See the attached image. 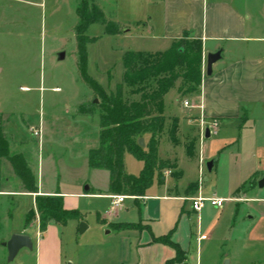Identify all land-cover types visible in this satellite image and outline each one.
Here are the masks:
<instances>
[{
	"label": "rangeland",
	"instance_id": "1",
	"mask_svg": "<svg viewBox=\"0 0 264 264\" xmlns=\"http://www.w3.org/2000/svg\"><path fill=\"white\" fill-rule=\"evenodd\" d=\"M83 1L0 0V112L4 116V132L11 148L14 150L25 144L28 146L26 154L30 160H37V151L33 150V145H38L39 138L29 128H36L43 117L47 122L50 118L52 120L51 125L49 123L50 138L56 131L59 137L67 141L70 134L76 132L87 136L90 143L97 140L98 116L77 118L82 116L78 114L81 106L84 105V109L88 110L99 106L101 102L94 87L82 78L78 67L75 29L80 23L77 9ZM242 1H236L240 8ZM247 1L249 9L256 15V10L261 9L257 6L261 0ZM159 2L162 0L96 1L106 20L121 30L118 35H107L106 26L95 23L89 26L86 33L94 40L87 45L86 74L106 93H114L122 80V62L126 52H157L170 47L168 41L154 40L148 28L152 17L156 19L159 14ZM61 54H64V59H60ZM173 101L175 105L186 109V102L189 103V109L198 107L196 94H180L175 88L165 97L162 105L164 115L166 112H177L173 108ZM55 117L57 123L54 122ZM183 124L184 128L177 133L176 142L173 143L167 129L171 127V121L167 122L166 130L160 138L159 157L175 165V168L163 169L161 174L179 185L181 197H185L182 190L189 184V195L192 198L197 192L200 194L201 189L204 198L231 197L242 184L238 183L239 180L247 178L252 168H257L255 161L247 164L243 156H238L239 160L235 164V156L230 154L236 150L234 146L221 151L224 147L222 140L229 134L224 129L214 135L209 126L211 124H203L194 118L187 119ZM207 129L211 135L209 139H206ZM142 139L145 144L149 140L145 137ZM62 150L66 155L59 161L62 166L61 177H56L61 192L82 194L89 184L104 190L108 183L107 172L89 168L82 147L69 146ZM212 151L216 152L218 164L216 170L209 173L205 166L209 161L202 157L212 160ZM125 164L127 172L132 176H139L143 169V163L130 154L125 156ZM49 178L54 179L53 171L47 174L46 180ZM157 179L156 176L146 192V197H149L146 204L151 218L146 235H157L158 238L168 236L182 250L190 251L189 261L191 256L196 260L202 256V264H226L230 259L233 264H264V203L261 200L239 205L227 200L221 210L206 203L200 216L202 232L209 240L199 245V214L189 213L191 203L185 200L150 199L160 193ZM249 185L246 186L248 192L245 198H264V189L261 190L263 194L250 192ZM31 203L30 198L24 197L12 204V218H8V222L3 219L4 211H0L3 221L0 260L7 259L9 263L5 248L1 246L4 244L2 237L22 225ZM72 203L83 220L73 219L64 226L58 225L64 256L73 258L76 264H125L124 254H120V250L124 249L125 244L133 242L134 237L120 234L114 228L107 235L99 226L103 224L100 216L115 222H138L141 215L133 208V201L127 200L125 209L114 207L109 198H73ZM82 222L90 229L78 236ZM225 257L227 259L223 261Z\"/></svg>",
	"mask_w": 264,
	"mask_h": 264
},
{
	"label": "crops",
	"instance_id": "2",
	"mask_svg": "<svg viewBox=\"0 0 264 264\" xmlns=\"http://www.w3.org/2000/svg\"><path fill=\"white\" fill-rule=\"evenodd\" d=\"M236 1L162 0V2H159V14L156 19L152 17L151 26H148V28L154 40L168 41L170 42V46L174 41L183 38L198 40L202 43L203 80L201 91L196 95L198 98V107L193 109L187 107L186 109L177 104L175 105L176 102L174 101L176 100L173 99L172 105L173 108L175 107L177 109V112L173 114L166 112L165 116L180 120L178 133L184 128L183 122H186L189 118H194L197 121H201L202 119L207 124L217 121L218 131L216 135L222 129H224L225 133L229 132L224 137L226 139L222 140L224 147L221 151L234 146L236 150L230 154L235 156L233 159L235 164L239 160L238 156H243L247 164H252V161H255L254 164L257 168H252L246 176L248 179L241 178L239 180L238 183L242 184L236 189L237 191L235 190L236 192L231 197L213 196L214 198L224 199L225 201L230 200V202L239 205L251 200H261L264 203V198H245L248 192L246 187L248 183H250L248 187L250 192L263 194L261 190L264 189V187H260V183L264 181V0H261L257 4L258 8L261 7V9L256 10V15L249 9L247 0L242 1L241 8L238 7ZM215 54H219L220 58L213 64L212 73L208 75L207 59L209 55ZM170 107L172 109L171 105ZM77 118L90 119L91 117L78 116ZM56 120L57 118L55 117V123H57ZM97 120L99 125L98 117ZM49 123L51 125V118L47 122V119L43 117V120H40L36 128L34 126H30L29 128L31 132L33 129H38L41 132L38 145H33V150L37 151L36 161L30 160V156L26 154V148L28 146L25 144L16 147L14 150L10 144L11 154H21L28 162L37 181L38 194L27 193L21 180L14 173L10 163L7 160H0V211H4L3 219L5 222H8V218H12L10 214L11 205L18 203L24 197L32 200L31 208L26 213L27 215L35 207V198L37 195L63 197L64 208L68 211H78L76 209L77 207L72 203L73 198L111 199L112 196H115L108 194L109 173L107 171L108 183L104 190L93 187L91 184L86 185V187H89L88 191L85 187L82 194L77 195L66 194L59 190L60 188L56 180L57 175L61 177L60 170L62 166L59 161L66 155L63 153L62 148H69V146L70 148H74L76 145H79L83 148L84 155L88 158L89 151L99 146L100 128L96 142L90 143L87 136L79 132L71 133L67 141L63 137H59L60 134L56 131L50 138ZM167 129H170V126ZM145 138L149 139L150 136L146 135ZM209 138H211V135ZM209 138L206 137V139ZM62 140L66 142H62ZM67 143L69 144L68 146H66ZM211 157L212 160L216 159L214 172L218 164L216 152L212 151ZM202 159L212 161L209 158L206 160L205 157H202ZM258 166L261 168L258 169ZM50 171H53L54 179L51 180L49 178L47 181L46 176ZM127 174L129 173L127 172ZM244 179L247 180L244 181ZM189 185L183 188L182 192L185 197H181L179 185L173 183L172 179L168 177H164L163 180L157 179L158 192L160 193L156 197H150V199L155 198L161 199L162 201L185 200V202L191 203L189 200L192 198L189 195ZM172 188L175 190H172ZM230 189L229 191H231ZM197 193L195 197L202 196L203 189H201L200 194ZM126 197V200L118 209H125L124 204L127 200L133 201V208L141 215L140 222H120L118 217L117 220L119 221L115 222L113 219L110 218L107 220L106 217L101 215L100 219L103 224H99L101 229L106 231L107 235L112 233L110 229L114 225H139L135 228L125 230L116 229L120 234H124L127 237H134L133 242H129L127 245L125 244L124 249L120 250V254H124L123 260L125 264H166L167 261L176 258L177 252L172 246L168 247L161 242H156L157 235L150 236L145 234L146 229H149L148 222L151 220L150 210L146 204L149 197H146V194L142 198ZM190 210L189 213H192V203ZM200 213H198L197 227V242L199 245L209 240L207 238L206 240L198 241L199 234L206 236L202 232ZM26 215L22 225L4 234L1 241L2 243H8L14 235H26L32 240V248H23L12 261L8 260V263L7 259L0 260V264H14L16 262L17 264H76L73 258L64 256L63 242L60 236H58L57 231L58 224L51 222L46 230L42 232L39 216L30 225H26ZM2 224L3 221L0 217V228L3 226ZM80 226L78 236H82L90 229L87 225L85 232L81 234ZM1 246L5 248L6 257H9L7 248L4 247V244H1ZM182 251L185 253V261L181 264H202V256H198V260L191 256L192 258L189 261L190 251L184 249ZM129 259L132 260L129 261ZM226 259L225 257L223 261ZM228 263L233 264L234 262L230 259Z\"/></svg>",
	"mask_w": 264,
	"mask_h": 264
},
{
	"label": "trees",
	"instance_id": "3",
	"mask_svg": "<svg viewBox=\"0 0 264 264\" xmlns=\"http://www.w3.org/2000/svg\"><path fill=\"white\" fill-rule=\"evenodd\" d=\"M96 1L82 2L77 9L80 23L75 29L80 74L101 98L99 106L85 110L83 105L78 113L91 117L97 115L99 118V146L89 151L88 165L91 169L109 173L108 194L142 198L153 185L156 176L163 180L161 170L175 168L169 161L160 159L159 147L168 120L171 121L168 130L170 139L173 143L176 142L179 119L166 117L162 105L165 97L175 88L184 95L200 93L203 80L202 43L183 38L174 41L163 52H126L122 62V80L114 93H106L86 74L87 45L94 41L86 33L89 26L95 23L105 25L107 35H118L121 30L106 20ZM4 131V116L0 114V160L10 163L27 193L38 194L37 181L28 162L21 154H11L10 143ZM146 135L150 138L142 147L139 140ZM127 154L143 163L139 176L127 174ZM37 216L42 232L51 222L64 226L70 220L83 218L79 211L66 210L61 196L37 195L35 207L26 215V225H30ZM137 226L139 225L120 224L113 228L125 230ZM155 241L170 245L177 252L176 258L166 264H181L185 261V253L168 236L159 237Z\"/></svg>",
	"mask_w": 264,
	"mask_h": 264
},
{
	"label": "water",
	"instance_id": "4",
	"mask_svg": "<svg viewBox=\"0 0 264 264\" xmlns=\"http://www.w3.org/2000/svg\"><path fill=\"white\" fill-rule=\"evenodd\" d=\"M219 58H220L219 54L208 56V59H207L208 75L212 73V66ZM60 59H64V54L60 55ZM97 102L98 101L96 100L95 103ZM206 137L207 138L210 137V131L208 129L206 131ZM139 144L140 146L144 147L145 146L144 139H140ZM215 164H216V160L209 161L205 164L206 169L209 173L213 172ZM260 187H264V181L260 183ZM88 189L89 187H86L87 191ZM86 228L87 226L84 223L81 224L80 233L83 234ZM4 247H6L8 250L9 260L12 261L23 248H32V240L29 236L17 234V235H14L8 243H4ZM226 264H229L228 261H226Z\"/></svg>",
	"mask_w": 264,
	"mask_h": 264
},
{
	"label": "built area",
	"instance_id": "5",
	"mask_svg": "<svg viewBox=\"0 0 264 264\" xmlns=\"http://www.w3.org/2000/svg\"><path fill=\"white\" fill-rule=\"evenodd\" d=\"M185 106L189 107V103L186 102ZM201 121L203 124H206V122H204L202 119H201ZM210 124L211 125H209V126H210V129H212V134L216 135L217 129H218L217 121H213V123L211 122ZM32 133L35 137H38V138L41 135V132L38 129H33ZM126 198L127 197L123 196V195H116V196L111 197L112 203H113L114 207H116V208L120 207L124 203ZM189 200L192 203V210L195 213H200L202 211V209L204 208L206 203H209L212 207H214L216 209L223 208L225 203H226V201L224 199H218V198H214V197L213 198H204L201 195H199L198 197L191 198ZM206 239H207L206 236H202L199 234L198 241H203Z\"/></svg>",
	"mask_w": 264,
	"mask_h": 264
}]
</instances>
